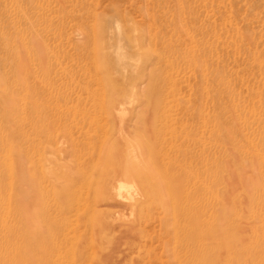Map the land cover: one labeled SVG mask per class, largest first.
<instances>
[{
    "label": "rangeland",
    "instance_id": "obj_1",
    "mask_svg": "<svg viewBox=\"0 0 264 264\" xmlns=\"http://www.w3.org/2000/svg\"><path fill=\"white\" fill-rule=\"evenodd\" d=\"M0 181L1 262L264 264V0H0Z\"/></svg>",
    "mask_w": 264,
    "mask_h": 264
},
{
    "label": "bare ground",
    "instance_id": "obj_2",
    "mask_svg": "<svg viewBox=\"0 0 264 264\" xmlns=\"http://www.w3.org/2000/svg\"><path fill=\"white\" fill-rule=\"evenodd\" d=\"M138 93H140V90H137L135 93H133V96H135L136 94H138ZM160 97V96H159ZM129 100V99H128ZM132 105V104H131ZM157 108V107H156ZM158 109V108H157ZM162 110V109H161ZM165 111V110H164ZM157 112H158V110H157ZM156 112V113H157ZM152 114V113H151ZM202 122V121H201ZM204 127V126H203ZM202 129V128H201ZM204 137V136H203ZM157 140V139H156ZM5 144V143H4ZM147 144V143H146ZM6 149V147H5V145H4V147H3V149ZM152 149H153V147H151ZM4 149V150H5ZM195 159V158H194ZM204 161H205V159H204ZM136 162V161H135ZM145 165V164H144ZM153 165V164H152ZM206 166V165H205ZM145 167V166H144ZM151 168V167H150ZM146 169V168H145ZM157 169V168H156ZM147 170V169H146ZM123 174V173H122ZM124 177H125V179L124 180H122V179H119V180H117V181H115L114 182V184H110V186L108 187V186H106L107 188H103V189H106V190H108V194H112V198H113V196H115L118 200H120V202L121 203H123V201H124V199H127V195H126V185H125V182L127 181L126 179H128V178H131V177H129V175L127 174V175H123ZM138 176L139 177H143V175L141 176V175H139L138 174ZM163 179H165V178H163ZM179 179V178H178ZM178 181V180H177ZM181 181V180H180ZM164 182H166V180H163V183ZM157 183V182H156ZM167 184H168V182H166ZM165 184V183H164ZM102 185H104V184H102ZM166 185V184H165ZM169 185V184H168ZM0 186L2 187V183H1V181H0ZM105 186V185H104ZM170 186V185H169ZM169 186H167V187H169ZM0 187V194L2 193V191H1V188ZM103 187V186H102ZM171 188V187H170ZM98 189H100L101 190V188H98ZM145 189V191H146V194H145V200L143 201V202H140L139 203V207L138 208H136L137 210H139L140 212L143 210V208L144 207H146V210L147 209H149V206H147L146 204H148L149 205V203H148V200H151V198H152V196H153V190H152V188L151 187H149V186H147L146 188H144ZM169 189V188H168ZM177 190V189H176ZM159 191H161L162 192V190H159ZM103 192H105V191H103ZM158 192V191H157ZM182 192H183V190L182 191H180V195L182 194ZM159 194H160V192H158ZM163 193V192H162ZM185 193V192H184ZM155 194H156V192H155ZM158 194V195H159ZM164 195H165V193H163ZM162 194V195H163ZM161 195V194H160ZM159 195V196H160ZM161 195V196H162ZM168 195V194H167ZM179 195V194H178ZM178 195H176V197L178 196ZM161 196H160V198H161ZM115 197H114V199H115ZM163 197V196H162ZM166 197V196H165ZM3 198V197H2ZM150 198V199H149ZM160 198H158V199H160ZM158 199H157V202H158ZM165 199H167V203L168 204H170L169 203V201H168V198H165ZM165 199H161V201L162 200H165ZM177 199H179V198H177ZM2 200V199H1ZM164 202V201H163ZM0 203H1V201H0ZM158 204H160V203H158ZM164 204V203H163ZM163 204H160V205H163ZM173 206H172V208H173V212L175 213V215L178 217V218H181V219H183L184 221H185V219H186V222L187 221H191L192 222V226H190L191 227V229H192V231H188V232H192V237H191V242H194V244L193 245H195V246H197L198 248L201 246V242H202V240L204 239V237L206 238V236H208L211 240V244H215V242H214V239L217 241V243H218V240L214 237V235L215 234H220L217 230H219V228L217 229V228H213V227H211L210 225H208V224H206L205 222H204V224L202 223V222H200L198 219H196L195 217H193L194 215L193 214H187V212H183V211H181L182 209H183V207H179L178 206V201L175 199V201H173ZM153 205V204H152ZM164 206L165 205H163V210H164ZM181 206V205H180ZM148 207V208H147ZM168 207H169V205H168ZM0 208H1V205H0ZM170 208H171V206H170ZM172 208H171V210H172ZM134 209V208H133ZM151 209H152V207H151ZM135 210V209H134ZM170 210V209H169ZM151 211V210H150ZM165 211V210H164ZM144 212V211H143ZM143 212H142V214H143ZM169 212V211H168ZM151 213V212H150ZM145 214H147V213H145ZM170 214V213H169ZM196 216V215H195ZM144 217V216H143ZM1 218H2V215H1ZM0 218V219H1ZM191 218V220H189ZM198 218V217H197ZM5 219H3V221H4ZM201 220V219H200ZM5 222V221H4ZM2 224V223H1ZM4 224V223H3ZM176 224V223H175ZM190 224V223H189ZM208 225V226H207ZM174 226V225H173ZM177 226V225H176ZM183 226V225H182ZM1 227V226H0ZM15 227H17V226H15ZM185 227V226H184ZM188 227H187V225H186V229H187ZM221 228V227H220ZM16 229V228H15ZM19 229V228H18ZM217 229V230H216ZM221 229H223V228H221ZM224 231V230H223ZM224 233V232H223ZM18 235H19V232H18ZM220 237H221V239H222V242H221V245H222V247H223V244L226 242V237L224 236V235H222V234H220ZM13 239V238H12ZM16 239V238H15ZM208 239V238H207ZM212 239H213V241H212ZM20 241V240H19ZM19 241H17V242H19ZM11 243H13L12 241H11ZM13 244H15V243H13ZM18 244V243H17ZM21 244V243H20ZM11 246V244L9 245V241L7 240L6 242L4 241V240H2L1 239V237H0V250L2 249V248H9ZM15 246V245H14ZM16 248L14 249L15 250V254H17V255H19V256H14V257H12L9 261H3L2 259V262L0 261V264H20V262H21V260H16V259H20V257L22 256L20 253H21V247H22V245H21V247L20 246H15ZM206 247V246H205ZM205 247H203L202 249H197V251H196V253H195V255H194V257L196 258L195 260H196V263H194V264H216L217 262H220L221 261V258L223 257V252L226 250V249H223V248H221L220 250L219 249H217L218 248V245H216L214 248H212V250H210V251H206L207 249L205 248ZM14 248V247H13ZM13 252V251H12ZM192 257V256H191ZM16 258V259H15ZM193 258V257H192ZM191 258V259H192ZM219 260V261H218ZM195 262V261H194Z\"/></svg>",
    "mask_w": 264,
    "mask_h": 264
}]
</instances>
